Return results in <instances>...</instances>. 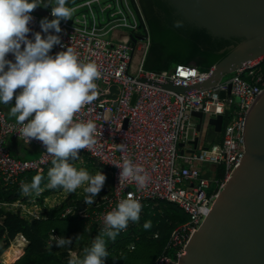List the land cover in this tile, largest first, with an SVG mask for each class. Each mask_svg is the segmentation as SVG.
Segmentation results:
<instances>
[{"label": "built area", "instance_id": "obj_1", "mask_svg": "<svg viewBox=\"0 0 264 264\" xmlns=\"http://www.w3.org/2000/svg\"><path fill=\"white\" fill-rule=\"evenodd\" d=\"M103 1L82 0L71 5L70 8L74 9L72 19L61 20L60 23L62 31L59 35L63 47L54 46L50 54L55 55L71 47L83 62H95L98 66L101 75L96 81V99L82 108L75 119L91 120L96 124V143L80 151L109 171L113 179L112 188L96 199L93 214L88 213V208L79 209L71 205L64 209L62 217L72 214L91 216L98 229L102 230L104 215L122 199H135L142 206L150 201L175 203L189 219L172 230L167 252L155 264H180L191 236L209 215L245 156L247 119L253 104L264 92V74L257 69L263 57L244 64L231 78H223L212 87L187 91V94L137 80L141 77L166 83L168 79L174 84L192 85L208 79L213 69L201 72L193 65L183 64L170 71L145 69L152 39L140 0H113L118 11L110 13L109 23L96 15L97 5ZM78 10L83 13V20L76 17ZM117 13L121 15L116 16ZM32 16L34 20L29 27L33 32L40 31L39 21L42 18L34 12ZM114 21L111 27L106 28ZM100 27L106 28V31L102 28L101 32ZM107 35L109 38L105 37ZM29 36L31 38V33ZM8 58L12 59L11 54ZM113 86H116V91H112ZM229 87L231 93L222 98L221 93L228 91ZM109 95H117V98H109ZM230 96L239 98L234 115L230 113ZM194 112L203 114L202 118L198 117V124L194 121L197 117ZM220 115L224 118L225 127L221 132V141L213 142L209 139L210 121ZM20 127L0 108V175L6 186L19 183L25 173L44 172L53 159L44 152L40 141L33 139L29 143L19 136ZM14 140L36 145L40 150L39 156L32 159L12 156V146L9 148V145ZM196 140L198 146L192 151V143ZM120 145H124L122 150ZM125 159L140 166L144 170L142 174L148 176L144 188L141 189L131 178L119 181L120 169L116 165H122ZM80 161L85 167L83 158ZM206 164L212 165L211 175L203 169ZM64 199L51 204L47 197L45 203L55 207L61 205ZM31 203L29 205L21 200L0 202L11 211H20L27 218L40 219L41 205L36 198ZM55 236L60 235L52 231L48 245L54 242ZM19 237L28 244L24 235ZM130 248L134 249L135 244ZM71 254L77 256L76 253ZM0 258V264H6V259Z\"/></svg>", "mask_w": 264, "mask_h": 264}, {"label": "clouds", "instance_id": "obj_2", "mask_svg": "<svg viewBox=\"0 0 264 264\" xmlns=\"http://www.w3.org/2000/svg\"><path fill=\"white\" fill-rule=\"evenodd\" d=\"M68 2L0 0V105H11L10 114L21 126L19 136L29 143L33 139L40 141L44 152L53 157L47 187L73 193L83 186L84 203L92 205L104 187L106 175L101 171L92 175L85 169L78 170L70 161L78 160L80 150L96 143V124L75 117L96 99V81L101 73L95 62H83L71 47L50 54L54 46L63 47L60 23L72 19L74 13V9L67 6ZM38 7H50L54 19L42 18L40 31L33 32L29 25L34 20L33 10ZM174 26L182 27L183 22L177 20ZM10 54L12 59L8 58ZM120 148L122 150L124 145ZM116 166L120 169L119 181L131 178L141 189L146 186L148 176L142 174L144 170L140 166L129 159ZM42 179L38 174L31 183L22 184V193L39 195ZM141 209V203L135 199L120 200L104 215L103 228L84 250L83 257L73 256L68 264H105L106 239L114 241L129 222H139ZM151 227V221L143 224L145 230ZM54 245L70 247L72 239L55 236L48 247Z\"/></svg>", "mask_w": 264, "mask_h": 264}, {"label": "trees", "instance_id": "obj_3", "mask_svg": "<svg viewBox=\"0 0 264 264\" xmlns=\"http://www.w3.org/2000/svg\"><path fill=\"white\" fill-rule=\"evenodd\" d=\"M140 1L149 23L152 39L144 64L145 69L170 71L177 65L183 64L193 65L201 72H207L231 52L229 47L233 41L214 39L205 30L184 24L182 27H175L174 23L179 19L173 15V10L163 0ZM67 6L70 7L71 4L68 3ZM176 48H178L177 51H175ZM188 50L192 52L184 54ZM171 60L177 62L173 68ZM259 66L264 74V58ZM88 159L91 158L88 157ZM94 162L96 171L104 169L102 165ZM52 166L51 163L42 173H25L20 177L19 183L9 186L4 185L0 175V202L14 203L21 200L29 204L36 198L42 210L40 219H30L23 216L20 211H11L0 204V254L7 250L11 242L20 234L24 235L28 241L23 254L19 259H17L18 256L13 259V262L17 260L12 264H68L73 250L76 251L73 253H76L77 257L82 258L84 250L91 246L94 238L101 232L91 216L81 217L72 214L63 218L62 212L67 207L75 205L79 209L88 208L87 211L91 215L96 207V199L109 193L110 188L109 190L103 188L92 205L84 203L86 195L80 196L75 191L69 193L61 205L50 207L45 203V198L63 191L61 188L47 187V173ZM38 174L43 177L41 181V189H45L43 194L41 196L35 193L23 194L21 185L31 183L33 177ZM104 174H107L106 183L112 185V176L107 173V170ZM187 219L185 213L175 203L148 202L141 209L139 222H129L128 227L121 231L114 241L106 239L108 257L105 258V264H155L158 258L167 252L166 248L174 227ZM146 221L152 223L149 230L143 228ZM52 231L65 238H71L72 245L65 248H57L54 245L49 248L48 239ZM78 236L80 238L76 239ZM132 244H135L134 249L130 248Z\"/></svg>", "mask_w": 264, "mask_h": 264}, {"label": "water", "instance_id": "obj_4", "mask_svg": "<svg viewBox=\"0 0 264 264\" xmlns=\"http://www.w3.org/2000/svg\"><path fill=\"white\" fill-rule=\"evenodd\" d=\"M72 1L68 3L72 5ZM163 1L184 25L205 30L214 39L233 41L229 47L231 52L214 65L208 79L192 85H178L168 79L166 83L141 77L137 80L187 94L193 89L212 87L244 64L264 56V0ZM33 12L54 19L49 10L42 7ZM111 89L116 91V86ZM230 93L231 87L223 91L221 97ZM109 98L116 99L117 95H109ZM135 99L136 95L133 103ZM193 114L203 116L200 112ZM223 120L220 115L211 119L210 125L221 133ZM192 145L194 151L198 141H193ZM245 148L242 162L209 215L191 236L180 264H264V92L249 113Z\"/></svg>", "mask_w": 264, "mask_h": 264}, {"label": "rangeland", "instance_id": "obj_5", "mask_svg": "<svg viewBox=\"0 0 264 264\" xmlns=\"http://www.w3.org/2000/svg\"><path fill=\"white\" fill-rule=\"evenodd\" d=\"M78 2H80V0H73L72 1V5H74V4H77ZM96 6V4L93 6V8ZM43 8V7H42ZM44 9H47V10H51V8L49 7V8H44ZM97 9H98V13H96V15L97 16H99L100 15V18L103 20V18L105 19V21L106 22H108L109 23V15H110V13L111 12H117L118 11V7H114V3H113V0H105V1H103L100 5H97ZM103 9L105 10V12H103ZM118 15H121L120 13H117V15L116 16H118ZM76 17L77 18H79V19H81V20H83L84 19V16H83V13H81V10H78V12L76 13ZM49 19V18H48ZM49 20H51V19H49ZM97 22H98V24L100 23L99 22V19L97 20ZM106 22L104 23V24H106ZM115 23V21L114 22H111L109 25H108V27H106V28H109V27H111L112 26V24H114ZM102 28H103V30L104 31H106V28H104V27H100V29H101V32H102ZM106 38H109V35H107V36H105ZM178 50V48H176V50L175 51H177ZM192 52V50H188L187 52H184V54H190ZM194 53V52H193ZM177 62L175 61V60H171V66H172V68L175 66V64H176ZM174 69V68H173ZM233 76V74H229V75H227L226 77H224V78H226V79H228V78H231ZM229 102L232 104V110L230 111V113L232 114V115H234L235 114V110H236V106H237V103L239 102V98L238 97H236V96H230L229 97ZM194 121L198 124L199 123V118L198 117H194ZM221 138H222V133H218V132H216L215 131V129H214V127L212 126L211 127V129H210V135H209V139L211 140V141H213V142H219V141H221ZM13 143H14V148L11 150V154H12V156H14V157H16V158H21L18 154H17V150L20 148L21 150H23L24 152H25V147H24V143L22 142V141H20V140H14V141H12ZM82 153V156H83V152H81ZM25 154V153H24ZM26 154H27V152H26ZM26 156V155H25ZM31 157H33V155H28L27 154V157L26 158H29V159H32ZM88 157H89V155L87 154V159H88ZM90 158V157H89ZM72 164H73V166L74 167H76L78 170L79 169H85V170H87L90 174H92V175H95L96 173H98L99 171H101L103 174H104V172L106 171V169L104 168V169H102V170H98V171H96V165H95V162H94V160H91V159H88L87 160V164H86V166L85 167H83L82 166V164L80 163V162H78L77 160H75V161H73L72 162ZM103 167V166H102ZM211 168H212V165L211 164H206V165H204L203 166V169L204 170H206V171H208V174L209 175H211V173H212V170H211ZM107 173H109V171L107 170ZM110 174V173H109ZM105 175H107V174H105ZM111 175V174H110ZM183 186H185L186 187V184H184ZM103 188H105V190H109V184H107L106 183V181H105V184H104V187ZM213 188H211L210 190H212ZM78 193H79V195L80 196H84V195H86V193L83 191V186L81 187V188H78L77 190H76ZM111 191V190H110ZM67 194H69V192H67V191H65V190H63L61 193H59V194H55V193H53L51 196H49L48 198H49V203H51V204H54V203H59V200L61 199V200H63L64 199V197H66L67 196ZM29 205H32L31 203H29ZM146 206V204L145 205H143L142 206V208H144ZM19 236V235H18ZM18 236L16 237V239L15 240H13L12 241V243H11V245L7 248V250H5L2 254H0V257H2L3 259H6V264L7 263H10L13 259H15L16 258V256H14V257H7V252L12 248V244L17 240V238H18ZM23 242H24V246L21 248L22 249V253L24 252V250H25V248H26V246H27V244H26V242L23 240ZM21 249H20V251H21ZM72 252H76L75 250H73ZM20 256H21V254H20ZM71 256H72V254H71ZM73 257V256H72ZM0 260H1V258H0ZM16 261V260H15ZM11 263H14L13 261L11 262Z\"/></svg>", "mask_w": 264, "mask_h": 264}, {"label": "crops", "instance_id": "obj_6", "mask_svg": "<svg viewBox=\"0 0 264 264\" xmlns=\"http://www.w3.org/2000/svg\"><path fill=\"white\" fill-rule=\"evenodd\" d=\"M117 34H120V32H117ZM14 100H15V97L13 98V101L12 103L14 104ZM0 108L3 109L7 115V117L10 119V120H14L16 121V118L13 117L11 114H10V108H11V105H0ZM10 146H12V149L14 148V143H10ZM24 147H25V152L23 150H21L20 148L17 150V154L21 157V158H25V159H29V158H26L27 157V154L28 155H33V157L31 158H36L39 156L40 154V150L37 146L35 145H30V144H25L24 143ZM11 149V150H12ZM27 152V154H26ZM25 153V154H24ZM26 155V156H25ZM83 158V161L87 164V154L86 153H83V156H82V153H80V158L77 160L78 162H81L80 159ZM109 188L111 190L112 188V185L111 183L109 184ZM68 195V194H67Z\"/></svg>", "mask_w": 264, "mask_h": 264}, {"label": "bare ground", "instance_id": "obj_7", "mask_svg": "<svg viewBox=\"0 0 264 264\" xmlns=\"http://www.w3.org/2000/svg\"><path fill=\"white\" fill-rule=\"evenodd\" d=\"M82 0H80V2H81ZM79 3V2H78ZM49 12L51 13V10H49ZM35 13V12H34ZM35 14H37V13H35ZM38 16H40L41 18H44V17H42L41 15H39V14H37ZM146 15V14H145ZM149 24V23H148ZM263 58H264V56H263ZM263 58H262V61H263ZM261 61V62H262ZM260 62V63H261ZM260 63H259V65H260ZM258 65V67H257V69L258 70H260V66ZM175 69V68H174ZM174 69H172V70H174ZM212 69H214V67L212 68ZM261 71V70H260ZM262 72V71H261ZM233 75L235 74V72L234 73H232ZM224 123H223V128H222V132H223V129H224ZM30 145H33V144H30ZM36 146V145H35ZM107 194V193H106ZM217 200V199H216ZM216 202V201H215ZM215 204V203H214ZM214 206V205H213ZM187 216V215H186ZM187 218L189 219V217L187 216ZM187 219V220H188ZM206 219V218H205ZM204 219V220H205ZM204 222V221H203ZM24 246V242H23V239L21 238V237H19V238H17V240L12 244V248L7 252V257L9 258V257H14V256H18L21 252H22V247ZM20 249H21V251H20Z\"/></svg>", "mask_w": 264, "mask_h": 264}, {"label": "flooded vegetation", "instance_id": "obj_8", "mask_svg": "<svg viewBox=\"0 0 264 264\" xmlns=\"http://www.w3.org/2000/svg\"><path fill=\"white\" fill-rule=\"evenodd\" d=\"M141 2V1H140Z\"/></svg>", "mask_w": 264, "mask_h": 264}]
</instances>
